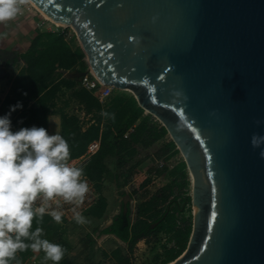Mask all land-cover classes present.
I'll use <instances>...</instances> for the list:
<instances>
[{
  "label": "water",
  "instance_id": "obj_1",
  "mask_svg": "<svg viewBox=\"0 0 264 264\" xmlns=\"http://www.w3.org/2000/svg\"><path fill=\"white\" fill-rule=\"evenodd\" d=\"M28 1L73 29L88 69L68 76L130 91L183 156L193 224L174 264H264V159L250 143L264 135V0Z\"/></svg>",
  "mask_w": 264,
  "mask_h": 264
},
{
  "label": "trees",
  "instance_id": "obj_2",
  "mask_svg": "<svg viewBox=\"0 0 264 264\" xmlns=\"http://www.w3.org/2000/svg\"><path fill=\"white\" fill-rule=\"evenodd\" d=\"M66 34L67 32L64 34L39 32L29 50L22 56L26 67L12 82L11 90L2 102L1 111L19 101L23 104V109H17L16 112H21L28 118L25 125L32 123L47 129V118L53 113L57 100L65 89L70 90L71 97L83 107L86 114L93 115L95 121L83 132L79 117L62 115V136L69 143L72 158L83 155L90 142L100 140V150L93 156L85 170L86 175L96 182L99 188L98 185L106 170L104 160L107 156L118 158L119 165L125 166L137 155L139 146L144 148L153 146L167 134V131L162 126L149 124V119L143 117L145 111L138 106L134 97L116 96L107 107L92 92L81 87L77 80L65 78L60 70L83 72L88 68L83 51L81 48L73 49L67 41ZM102 111L114 113L115 118L101 116ZM186 169L184 162L176 169L182 173L180 184L175 179L158 195L138 207L139 219L135 224H131L128 210L126 213L121 212L112 225L103 232L116 235L129 245L130 250L147 237L157 238L159 235H165L167 239L164 245L163 264L175 261L186 250L192 233V225L185 229L178 227L177 217V213L182 212L185 204L192 203L191 196L180 198L179 201L174 190L177 186L179 188L188 186ZM105 207L106 200L100 198L90 209L89 214L101 217ZM39 226L43 228L45 238L53 227V220L44 217ZM35 227L37 224L34 220L33 229ZM172 242L176 247H168ZM31 253V249L18 251L16 258L20 261ZM114 254L119 264L126 263L127 259L120 255L119 250Z\"/></svg>",
  "mask_w": 264,
  "mask_h": 264
},
{
  "label": "clouds",
  "instance_id": "obj_3",
  "mask_svg": "<svg viewBox=\"0 0 264 264\" xmlns=\"http://www.w3.org/2000/svg\"><path fill=\"white\" fill-rule=\"evenodd\" d=\"M22 3L23 0H0V23L20 14ZM17 109H23L19 101L0 115V264H19L17 252L29 249L43 251L45 260L59 264L66 249L44 238L39 225L45 215L56 223L62 222L61 202L73 205L70 211L74 220L85 223L77 209L89 185L83 178L84 170L70 163L69 143L60 133L49 134L46 128L35 125L13 131L10 116ZM101 116L115 118L107 111H102ZM250 143L260 149L264 159V135L254 133ZM34 220L37 227L33 229Z\"/></svg>",
  "mask_w": 264,
  "mask_h": 264
},
{
  "label": "crops",
  "instance_id": "obj_4",
  "mask_svg": "<svg viewBox=\"0 0 264 264\" xmlns=\"http://www.w3.org/2000/svg\"><path fill=\"white\" fill-rule=\"evenodd\" d=\"M21 9L22 10L20 14H18L14 19L0 23V34H2L0 35V73H3L6 75V77H11L12 82L26 67V63L22 59V56L29 50L33 40L38 36L39 32H47V25L40 27L38 26V24H43V19L41 16L37 15L36 12L33 14L32 12L27 11L23 8L22 4ZM66 37L73 49L80 48L78 39H74V37H72L69 33L66 34ZM74 40H76V42ZM59 72L63 73V76L67 79L78 81V79L69 77L68 73H79L82 71L75 70L72 72H63V70H60ZM9 92L10 91H8L6 95H8ZM65 96L67 101L61 103L59 98L57 100L56 107L53 109V113L47 118V130L49 134L58 132L62 135V115H76L79 117L83 132H85L90 124L95 121L94 116L91 114H86V112L83 110V107L71 97V92H66ZM116 96L121 95L118 92H114L108 102L103 105H107V107L110 106L111 101ZM154 146L156 145H153L149 148H144L141 146L138 147L137 155L132 159L136 162L135 166L138 168L141 167L145 161L139 159L142 156L141 154L144 152H150L151 150L154 151ZM117 161L118 158L113 156H107L104 160L106 170L101 183L98 185V191L101 195V198L106 200V207L101 217H94L89 214L85 216V223L82 224L77 222L70 224L61 222L58 224L53 221V227L45 238L52 242L61 244L66 249L65 256L59 262V264H98L104 257L103 255H105L104 250L107 251L109 250L107 248H110L103 247L107 242H109L108 246H111V244L116 245L113 252L115 253L119 250L120 255L123 258H125L124 256L127 252H130L129 245L126 242L122 241L114 234H105L103 232L106 228L112 225L114 219L120 215L122 211L126 213L129 208V206H127L128 203L126 200H118L119 196L116 192V189L117 185H119V180H117V176L115 174L118 175V170L125 166L121 167ZM153 172L154 169H150L148 171L150 175ZM153 196L154 194H149L147 187H144L140 200H142V202H146L149 201ZM131 208L133 209L134 206L130 207V210ZM99 235L101 237L100 240L104 241V245H101L100 241H98L97 236ZM89 236L93 237L92 241L88 240ZM119 242L125 244L126 247H120L121 245ZM125 248H128L129 250L127 249L128 251H125ZM114 253H112V258H114V261H116ZM44 255L45 254L43 251L38 253L32 251L30 256L23 259V261H30L33 262V264H53L52 261L45 260Z\"/></svg>",
  "mask_w": 264,
  "mask_h": 264
},
{
  "label": "rangeland",
  "instance_id": "obj_5",
  "mask_svg": "<svg viewBox=\"0 0 264 264\" xmlns=\"http://www.w3.org/2000/svg\"><path fill=\"white\" fill-rule=\"evenodd\" d=\"M62 30L71 34L74 39H77L72 28H61L60 31ZM74 41L76 42V40ZM84 60L86 61L85 57ZM11 83V77H6V75L0 73V115H4L9 112L10 108H7L5 111H1V104L7 96L6 94L11 89ZM66 92H70V90L65 89L60 95L61 97L59 98L61 103L67 101L65 96ZM114 92L120 93V95L123 97H133V94L130 91L115 89ZM143 117H147L149 119L150 125L159 127L162 126V124L154 116L147 114V112H144ZM10 119L12 122L13 131H17L21 127H31L35 125L31 123L26 126L25 123L28 121V118L23 116L21 112H12ZM35 126L38 127V125ZM154 145H156L154 146V151L151 150L150 152H144L141 154L142 156L139 159L145 160L141 167L138 168L135 166L136 162L132 160L127 165H125V167L118 170V175L115 174L117 176V180H119V185H117L116 189V192L119 196L118 200L127 201V206H129L128 210L130 212L129 218L132 224H135L139 219L137 217L138 207L142 203L147 202H142V200H140L144 187H147L149 194L153 193L155 196L158 195L165 186L170 184L175 179H177L178 184L182 182V173L176 169L181 163L184 162V158L179 152L177 146L172 141L171 137L166 134ZM150 169H154V172L151 175L148 173ZM186 172L188 186L185 188H179V186L174 188L175 196L179 198V201L180 198L187 197L188 195L191 196L192 193L191 180L187 169ZM132 206H134L133 212L130 210V207ZM177 217L179 220L182 219L185 228L190 227L193 224L192 203L185 204L182 212L177 213ZM92 239L93 237L89 236L88 240L92 241ZM97 239L100 241L101 245H104V241L100 240V235L97 236ZM166 239L167 236L165 235H159L157 238L150 236L138 242V244L135 245L132 250L125 248V251H130L127 252L125 256L123 255L127 259L125 264H163L165 258L164 245L166 243ZM108 243L109 242H107L103 247H110L107 248L110 250V252L109 250H104L105 255H103L104 257L98 264H119L118 262L114 261V258H112V253H114L113 250L116 245L111 244V246H108ZM120 245V247H126L123 243H120ZM168 247L171 248L176 246L175 243L172 242L168 245Z\"/></svg>",
  "mask_w": 264,
  "mask_h": 264
},
{
  "label": "built area",
  "instance_id": "obj_6",
  "mask_svg": "<svg viewBox=\"0 0 264 264\" xmlns=\"http://www.w3.org/2000/svg\"><path fill=\"white\" fill-rule=\"evenodd\" d=\"M22 6L27 11H30L33 14L36 12L37 15L42 17L43 24L42 25L38 24L39 27L43 25L44 26L47 25L46 26L47 32H54V33H61V34L65 33V31L63 30L60 31L62 27H58V25L52 23L47 18L42 16L28 0H23ZM78 82L81 87L92 92L102 104H105L108 102V100L113 95L114 90H115V88L111 86H105L101 84L99 81H96L95 77L91 73L78 79ZM100 147H101L100 140H95L88 144V148L83 155L77 158L70 157V163L72 165L81 167L84 170L83 178L87 180L88 185H89V191L88 193H86L83 203L77 209V211H79L84 217L89 215L90 209L93 208L101 198L96 182L92 181L85 173V170L91 163L93 156L100 150ZM36 203L39 204V199L37 200ZM61 204H62V210L64 211V216L62 217V223L70 224V223L76 222L73 218V213L70 211L73 205L63 203V202H61ZM53 206H55L54 203H53ZM132 211L133 209L131 208V212ZM44 217H49V216L45 215ZM178 227L185 229V225L182 219L181 220L178 219ZM13 264H16V262ZM19 264H33V262H30V261L26 262V261H23L22 259L19 261Z\"/></svg>",
  "mask_w": 264,
  "mask_h": 264
},
{
  "label": "bare ground",
  "instance_id": "obj_7",
  "mask_svg": "<svg viewBox=\"0 0 264 264\" xmlns=\"http://www.w3.org/2000/svg\"><path fill=\"white\" fill-rule=\"evenodd\" d=\"M47 19H49L48 17H46ZM54 22V21H53ZM57 24V23H56ZM58 27H61L59 24H57ZM122 91H125V90H122ZM169 264H174V261L173 262H170Z\"/></svg>",
  "mask_w": 264,
  "mask_h": 264
}]
</instances>
